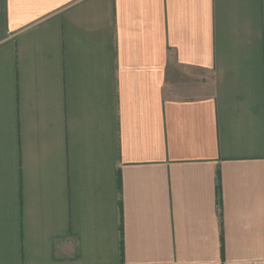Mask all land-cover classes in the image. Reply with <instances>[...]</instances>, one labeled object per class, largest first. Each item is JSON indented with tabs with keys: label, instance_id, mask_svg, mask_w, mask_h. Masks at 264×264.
I'll return each instance as SVG.
<instances>
[{
	"label": "crops",
	"instance_id": "crops-1",
	"mask_svg": "<svg viewBox=\"0 0 264 264\" xmlns=\"http://www.w3.org/2000/svg\"><path fill=\"white\" fill-rule=\"evenodd\" d=\"M0 264H264V0H0Z\"/></svg>",
	"mask_w": 264,
	"mask_h": 264
}]
</instances>
